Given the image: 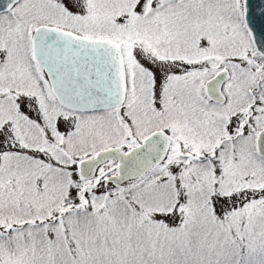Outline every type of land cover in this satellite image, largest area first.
<instances>
[{"label":"snow or ice","instance_id":"6c2138e0","mask_svg":"<svg viewBox=\"0 0 264 264\" xmlns=\"http://www.w3.org/2000/svg\"><path fill=\"white\" fill-rule=\"evenodd\" d=\"M0 264H264V0H0Z\"/></svg>","mask_w":264,"mask_h":264}]
</instances>
